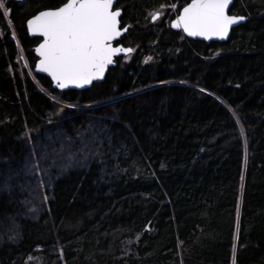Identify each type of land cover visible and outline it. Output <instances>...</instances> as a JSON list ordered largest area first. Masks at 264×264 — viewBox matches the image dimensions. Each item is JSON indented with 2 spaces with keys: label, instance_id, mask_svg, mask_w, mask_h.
<instances>
[{
  "label": "trees",
  "instance_id": "obj_1",
  "mask_svg": "<svg viewBox=\"0 0 264 264\" xmlns=\"http://www.w3.org/2000/svg\"><path fill=\"white\" fill-rule=\"evenodd\" d=\"M62 2L0 9V264H264V0L223 43L128 30L81 92L33 72Z\"/></svg>",
  "mask_w": 264,
  "mask_h": 264
},
{
  "label": "snow or ice",
  "instance_id": "obj_2",
  "mask_svg": "<svg viewBox=\"0 0 264 264\" xmlns=\"http://www.w3.org/2000/svg\"><path fill=\"white\" fill-rule=\"evenodd\" d=\"M229 4L230 0H191L171 26L182 28L188 36L223 39L231 25L245 19L229 15ZM113 8L114 0H63L60 6L28 19L29 33L43 37L35 49L40 57L36 68L46 72L60 89L69 85L80 88L101 79L117 53L133 51L112 45L122 30L120 10ZM0 9H4L3 0ZM152 19L156 20L157 14H152Z\"/></svg>",
  "mask_w": 264,
  "mask_h": 264
},
{
  "label": "flooded vegetation",
  "instance_id": "obj_3",
  "mask_svg": "<svg viewBox=\"0 0 264 264\" xmlns=\"http://www.w3.org/2000/svg\"><path fill=\"white\" fill-rule=\"evenodd\" d=\"M118 2L119 0L117 1L114 10L119 9L121 12L119 21L122 30L124 28H127V30H134L135 28V30L146 31V33L149 34L164 33L170 30L172 32L178 33L181 38L190 40L184 36L182 28H173L171 25L172 21L176 19L182 8L190 3L191 0H142L138 3L141 7L139 14L131 19L128 18V20L124 19L123 10L121 9ZM232 7L233 4L229 9L228 14L240 16L239 14H234L233 10L231 11ZM154 13L157 14L156 20L152 19V14ZM120 39L114 44L115 46L122 45L118 43ZM129 56H132V54Z\"/></svg>",
  "mask_w": 264,
  "mask_h": 264
},
{
  "label": "water",
  "instance_id": "obj_4",
  "mask_svg": "<svg viewBox=\"0 0 264 264\" xmlns=\"http://www.w3.org/2000/svg\"><path fill=\"white\" fill-rule=\"evenodd\" d=\"M117 1H118V0H114V7H115ZM233 2H234V0H230V4H229V8L227 9V12L229 11V9H230L231 5L233 4ZM113 10H114V8H113ZM120 13H121V12H120ZM119 18H120V17H118V19H119ZM29 19H30V18H29ZM245 21H246V18H245L244 20H242V21H238V22H237L236 24H234V25H231L230 28H229V32H228L227 36L224 37L223 39L218 38V37H215V36H211V37H209L208 39H205V38L202 37V36H188L183 30H182V31H183L184 36H185L187 39H190V40H198V41H201V42H203V43H205V44H210L211 42L223 43V42H225V41L228 40L231 31H232L234 28H236V27H238V26L244 24ZM25 27H26V31H27V34H28L29 38H39V39H40V42H42L43 37H41L38 33H29L28 28H27V21H26ZM127 31H128L127 28H124L123 30H121V35H120L119 37H116V38L112 41V45H113V47H123V48H126V47H124V46H122V45H117V46H115L114 44H115V43H116L121 37H123V36L127 33ZM175 31H177V30H175ZM40 42H39V43H40ZM39 43H38V44L34 47V49H33L34 56L37 58L36 63H37V62L39 61V59H40L39 55H38L37 52L35 51V49L37 48V46L39 45ZM131 53H132V52H130V53H117L116 56H114L113 59H114V61H115L116 59H118V58H122V57H126V56L130 55ZM36 63H35V65H34V69H33L34 74H36V75H38V76H42V77L47 78V79L51 82V84H52V88L55 89V90H57V91H59V92H65V91H77V92H81V91L87 90V89H89V88L92 86V84H94L95 82H102V81H104V79H105V77H106L107 72L109 71V69L114 68L115 65H116V62H114V63L111 64V65H108V66L106 67V69H105V72H104L103 77H102L101 79H99V80H94V81H92V83L89 84V85H84V86H82V87H80V88H77V87H75V86H73V85H69V86H68L67 88H65V89H60V88H58V87L56 86L55 82L52 81V78H51L46 72H42V71H40L39 69L36 68ZM25 67H27V66H25Z\"/></svg>",
  "mask_w": 264,
  "mask_h": 264
},
{
  "label": "rangeland",
  "instance_id": "obj_5",
  "mask_svg": "<svg viewBox=\"0 0 264 264\" xmlns=\"http://www.w3.org/2000/svg\"><path fill=\"white\" fill-rule=\"evenodd\" d=\"M12 37H13V40H15V39H14L15 36L13 35ZM19 53H20V51H19ZM133 53H134V50H133ZM133 53H132V54H133ZM20 54H21V53H20ZM22 57H23L24 60L22 59ZM130 58H131V56H129V57H124V60L127 61V60H130ZM21 59H22L21 61H23V62L25 63V58H24L23 55H21ZM25 65H26V64H25ZM26 66H27V65H26ZM31 264H39V260H37V259L34 260V259H33V260H31Z\"/></svg>",
  "mask_w": 264,
  "mask_h": 264
},
{
  "label": "built area",
  "instance_id": "obj_6",
  "mask_svg": "<svg viewBox=\"0 0 264 264\" xmlns=\"http://www.w3.org/2000/svg\"><path fill=\"white\" fill-rule=\"evenodd\" d=\"M22 59H23V57H22ZM24 60V59H23Z\"/></svg>",
  "mask_w": 264,
  "mask_h": 264
}]
</instances>
